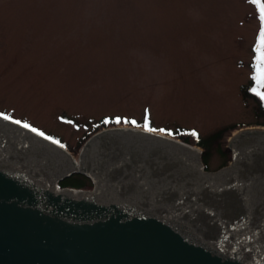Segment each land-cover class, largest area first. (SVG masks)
<instances>
[{"label":"rangeland","instance_id":"1","mask_svg":"<svg viewBox=\"0 0 264 264\" xmlns=\"http://www.w3.org/2000/svg\"><path fill=\"white\" fill-rule=\"evenodd\" d=\"M262 24L251 0H0V112L75 157L103 115L174 135L223 129L207 149L215 170L223 142L263 126L248 93Z\"/></svg>","mask_w":264,"mask_h":264},{"label":"water","instance_id":"2","mask_svg":"<svg viewBox=\"0 0 264 264\" xmlns=\"http://www.w3.org/2000/svg\"><path fill=\"white\" fill-rule=\"evenodd\" d=\"M0 117V264H264V126L230 160L157 131L112 126L77 157ZM74 173L90 188L59 186Z\"/></svg>","mask_w":264,"mask_h":264},{"label":"trees","instance_id":"3","mask_svg":"<svg viewBox=\"0 0 264 264\" xmlns=\"http://www.w3.org/2000/svg\"><path fill=\"white\" fill-rule=\"evenodd\" d=\"M247 94V92H246ZM249 95L254 99L255 101V104H256V110H257V113L260 117H262V120L261 121V124L264 125V104L263 102L260 100L259 97H257L256 95H253L251 93H249ZM116 118L117 116H101L98 120V123H97V126H93V128L91 129L90 132H88L84 137L83 139L81 140V144L84 142V140L90 135L92 134L94 131L98 130L99 128H101L102 126H110V125H115V124H118L116 123ZM120 118V123H126L125 121H127V123H131V119H127V120H122L121 117ZM107 121V123L105 122ZM136 124H140L138 122H136ZM135 124V125H136ZM142 125V123L140 124ZM242 126H245L244 124H239L237 126H232L230 129H228L227 131L231 130L232 128H239V127H242ZM192 131L193 130H184V129H181V132L179 133V135H176L178 137H180L181 139H183L184 141L186 142H189L191 144H197L199 146H201L204 150H203V161L204 163L206 164V160H207V157L209 156V152H208V148L211 149L212 147V142L214 143H218L219 140H221L220 136L221 135H224V131L223 129H220L218 131H216L215 133H212L208 138H202L198 135L194 136L192 135ZM226 131V132H227ZM178 134V133H177ZM224 145L223 147H221V152L223 155H225L226 157H228V159L222 161V164L220 166H223L227 163V161L230 159V150L229 148L227 147L226 143L223 142ZM59 184L61 186H73V187H78V188H83V187H86L87 184H91L89 178L87 176H85L83 173H74V174H71L70 176L64 178L63 180H61L59 182Z\"/></svg>","mask_w":264,"mask_h":264},{"label":"snow or ice","instance_id":"4","mask_svg":"<svg viewBox=\"0 0 264 264\" xmlns=\"http://www.w3.org/2000/svg\"><path fill=\"white\" fill-rule=\"evenodd\" d=\"M252 3L256 4L259 9L260 14V20L264 22V2L262 0H251ZM256 55L254 57V86L250 88V91L254 93L257 97L260 98L262 102H264V24H262V27L260 29L259 37L257 39L255 49H254ZM0 117H3L5 120H12V116L5 115L4 113H0ZM16 124H21L22 121L20 120H14L13 121ZM107 123V121H105ZM127 123V121H125ZM116 123H120V118H116ZM132 124H136V121H131ZM23 127L30 128L31 131L36 132L38 135L44 136V133L39 131L38 129L32 127L29 123L23 122ZM144 127L147 131H157V129L151 128L148 124L147 117H145V124ZM159 131L164 132V129H159ZM169 135L172 133L169 132ZM192 135L196 136L197 133L195 130L192 131ZM49 140H52L53 138L48 136L46 137ZM55 143H59V141H54Z\"/></svg>","mask_w":264,"mask_h":264}]
</instances>
